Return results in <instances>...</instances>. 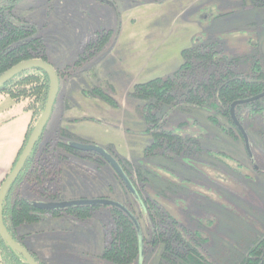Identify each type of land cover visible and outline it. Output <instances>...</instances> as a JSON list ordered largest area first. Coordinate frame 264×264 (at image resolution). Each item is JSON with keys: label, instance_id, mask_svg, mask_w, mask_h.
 Wrapping results in <instances>:
<instances>
[{"label": "rangeland", "instance_id": "rangeland-1", "mask_svg": "<svg viewBox=\"0 0 264 264\" xmlns=\"http://www.w3.org/2000/svg\"><path fill=\"white\" fill-rule=\"evenodd\" d=\"M260 1L16 0L15 14L35 24V33L46 42L49 62L54 67H68L61 72L68 77L61 75L59 93L36 145L48 152L43 156L52 172L41 186L29 180L33 183L20 193L46 203L81 198L125 202L131 196L103 153L119 165L118 156L134 166L141 162L142 170L149 168L158 173L153 181L159 188L170 179L180 186L173 194L150 183L138 185L142 199L155 196L162 209L182 226L195 227L200 220L202 232L209 237L211 254L214 246L218 250L222 245L224 264H237V253L243 252L245 241L249 242L255 232H264V151L249 140L250 155L241 137L225 133L210 120L205 108L183 104L170 107L165 127L198 136L200 152L184 161L171 157L170 152L145 156L144 148L151 136L137 108L142 101L131 90L134 83L172 73L181 61V49L208 35H217L229 53L247 50L249 40L257 41L264 55V4ZM65 80L69 92L62 97ZM95 87L113 101L97 92L83 91ZM11 98L3 94L0 115L13 112L5 108ZM14 102L12 108L21 116L27 100ZM59 102L67 106L62 120L56 114ZM61 127L68 133L60 132ZM80 145L96 146L104 152ZM131 206L138 216L141 235L148 240L146 214H140L133 200ZM90 217V224H80L82 234L74 240L79 249L64 252L66 259L61 264H115L95 254L109 239L111 218L107 205L100 203ZM49 222L43 218L30 228L45 227ZM162 244L145 242L142 264H166ZM86 248L87 254L82 252ZM28 249L39 261L49 254L34 247ZM214 255L206 254L211 264H217Z\"/></svg>", "mask_w": 264, "mask_h": 264}, {"label": "trees", "instance_id": "trees-1", "mask_svg": "<svg viewBox=\"0 0 264 264\" xmlns=\"http://www.w3.org/2000/svg\"><path fill=\"white\" fill-rule=\"evenodd\" d=\"M15 2L16 0H0V74L25 59L41 58L49 61L43 37L35 33L33 23L22 20L15 14L13 10ZM260 2L264 4V1ZM248 43L247 50L229 53L217 35H208L206 39L181 49V61L172 73L133 84L131 93L142 101L137 108L146 124V131L151 136V141L144 148L145 156L170 152L171 157L177 156L184 161L183 158L195 156L202 149L198 136L183 134L174 128L165 127V116L173 105L185 104L205 108L211 121L217 122L225 133L241 137L244 143L243 135L232 117L230 106L233 101L252 97L264 90L263 52L257 41L249 40ZM67 68L55 67L58 82L63 75L61 72ZM48 86V75L39 66L27 67L0 85V95L7 94L16 100L26 99L27 107L32 112L30 125L13 165L44 108ZM83 91L86 94L97 92L106 100L113 101L110 95L98 87ZM234 114L245 129L249 140L264 151V96L237 103ZM178 125L181 127L182 121ZM60 132L68 133V130L61 127ZM41 135L42 133L38 140ZM38 140L17 178L8 188L2 204L5 226L11 236L22 245L23 235L18 234L17 229L35 223L45 212L57 215L64 211L71 217L85 219L100 205L89 203L42 208L20 193L18 185L22 179L32 180L38 185L52 172L47 157L43 156L44 147L42 149L36 147ZM72 151L77 153L75 149ZM98 159L103 161L101 157ZM117 159L132 182L135 192L132 195L133 191L120 177L125 192L130 194L131 198L128 197V201L121 202L124 207L105 203L111 218L109 239L102 249V256L105 259L115 264H138L141 239L143 250L145 242L155 245L162 241V257L166 264H211L206 257L207 252L210 255L216 254L214 256L217 264H224L222 256L224 246L219 245L218 250L214 246L211 254L207 245L209 237L202 232L203 223L200 220L195 222V227L182 226L174 215L162 209L155 196L148 195L142 199V190L138 185L150 183L156 189H163V192L169 190L170 193L176 194L175 188L180 186L175 181L170 179L165 186L159 188L153 181L154 176H158L154 169L142 170L141 162H136L134 166L123 157L118 156ZM157 192L159 195L160 191ZM131 199L138 204L140 214L141 212L146 214V225L150 231L148 240L143 233V236L141 235L139 227L141 225L132 209ZM244 248L241 254L237 253V256L239 255L237 264H264V232H255L249 242L245 241ZM230 250L233 251L232 248ZM31 254L43 264L33 253ZM0 264H29L1 234Z\"/></svg>", "mask_w": 264, "mask_h": 264}, {"label": "crops", "instance_id": "crops-1", "mask_svg": "<svg viewBox=\"0 0 264 264\" xmlns=\"http://www.w3.org/2000/svg\"><path fill=\"white\" fill-rule=\"evenodd\" d=\"M63 76H65V79H67L68 77H66V74H64ZM62 85L64 86V88H62L60 96L64 97L66 93L69 92L66 80ZM59 88L57 94L59 93ZM2 96L3 95H0V101L2 100ZM14 100L16 99L11 98V100L7 102V105L5 106V108H7L8 110L12 109L13 112L10 114V112L7 110L8 112H6V114L0 115V184L13 165L18 151L20 150L23 144L26 131L32 119V112L27 107V102L24 104L25 108L23 113L21 114V116H19L18 112H15L12 108L15 105ZM66 107L67 106L64 105V102L63 104L59 102L58 107L56 109V114L61 120L64 119V110L66 109ZM17 115L18 117L16 118ZM11 133H13L14 135L10 139L9 137ZM50 139L51 137L48 138L49 141ZM28 181L29 180L26 179L21 180L18 185L20 192L25 187L29 188L30 184L33 183L32 181ZM42 184L43 181L38 185L41 186ZM72 198L74 197H71L70 199ZM29 199L33 201L39 200L37 198L32 197H30ZM64 214L67 213L63 211L62 213L56 215L49 212H45L43 216L35 222L39 223L43 218L45 221H52L49 222V224L45 227H39L33 230L34 228H30L33 225L32 223L25 226L23 225V227H19L17 229V233L23 235L22 241L27 248L34 247V249H42L45 250V252H49V254L46 253L47 255H44V261H42L43 264H61V260L66 259V255H64V252H66L67 250H78L79 248L76 245L78 241L74 240H77L79 238V235L82 234L80 232V230L82 229L80 227V224H83L84 222H88V224H90L89 219H91V217H87L85 219H78L71 217L70 215L64 217ZM98 222L102 223V221L100 220H98ZM21 228L22 231L19 232V229ZM101 233L105 235L104 229L101 230ZM104 244L105 242L102 243V247L100 249L98 248V250L95 251V254H97L101 258H104L102 257V249ZM82 252L87 254V248L83 249Z\"/></svg>", "mask_w": 264, "mask_h": 264}, {"label": "water", "instance_id": "water-1", "mask_svg": "<svg viewBox=\"0 0 264 264\" xmlns=\"http://www.w3.org/2000/svg\"><path fill=\"white\" fill-rule=\"evenodd\" d=\"M31 66H39L43 70H45V72L47 73L48 78H49L48 92H47L45 105H44V108H43L41 114L39 115L37 121L35 122L31 132L29 133L28 138H27L21 152L19 153L14 165L12 166V168L10 169V171L7 173V175L5 176V178L2 180V182L0 184V234L13 249H15L18 253H20L22 255V257L25 259V261H27L29 264H40L24 245H22L21 243L16 241L11 236L7 227L5 226L3 216H2V204H3L5 194L8 190V188L10 187V185L17 178L24 162L26 161L29 153L31 152L36 141L38 140V138H39V136H40V134H41V132H42L49 116H50L52 106H53L56 94L58 92L59 82H58L57 72H56L55 68L53 67V65L49 61L41 59V58H29V59L19 61L16 64L12 65L7 70H5L3 73L0 74V85L2 83H4L7 79L12 77L14 74H16L17 72H19V71H21L27 67H31ZM261 96H264V90L258 94L253 95L252 97L233 101L231 106H230L232 117L235 119L234 106L237 103L253 100V99H256V98L261 97ZM241 130H242V133L244 136L246 147L249 149V142H248L247 135L244 132V130L242 129V127H241ZM79 147L86 149V150H95V151H99V152H102V151L104 152V150H101L100 148H98L96 146L80 145ZM103 154L105 155L106 158L111 160L114 168L117 170V172L119 173L120 177L125 182V184L133 192H135V188L132 185V182L127 177V175L125 174V172L121 168V166L118 163H116L114 158H112L110 155L105 154V153H103ZM89 203H98V204L99 203H107V204L120 205V206L124 207V205H122L118 201H114L111 199H105V198H92V199L81 198V199H72V200H68V201L47 202V203L43 202V201H34L35 205L42 207V208H56V207H65V206L72 205V204H89ZM142 257H143V243L141 242V239H140L138 264L141 263Z\"/></svg>", "mask_w": 264, "mask_h": 264}, {"label": "flooded vegetation", "instance_id": "flooded-vegetation-1", "mask_svg": "<svg viewBox=\"0 0 264 264\" xmlns=\"http://www.w3.org/2000/svg\"><path fill=\"white\" fill-rule=\"evenodd\" d=\"M60 79H61V77H60ZM259 98V97H258ZM235 107V106H234ZM235 115V114H234ZM235 124H236V126L240 129V131H241V133H242V130H241V127H242V125L240 124V122L236 119V117H235ZM242 129H243V127H242ZM244 130V129H243ZM245 132V131H244ZM246 133V132H245ZM242 135H243V133H242ZM246 135H247V133H246ZM243 138H244V136H243ZM247 138H248V135H247ZM248 142H249V138H248ZM244 145H245V148H246V150L248 151V153L251 155V152H250V149H248L247 147H246V144H245V140H244ZM45 153H48V152H45Z\"/></svg>", "mask_w": 264, "mask_h": 264}]
</instances>
